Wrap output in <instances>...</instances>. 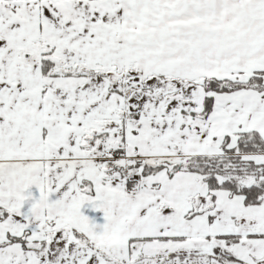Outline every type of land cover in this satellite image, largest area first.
I'll return each mask as SVG.
<instances>
[{
	"label": "snow or ice",
	"instance_id": "snow-or-ice-1",
	"mask_svg": "<svg viewBox=\"0 0 264 264\" xmlns=\"http://www.w3.org/2000/svg\"><path fill=\"white\" fill-rule=\"evenodd\" d=\"M0 264H264V0H0Z\"/></svg>",
	"mask_w": 264,
	"mask_h": 264
}]
</instances>
